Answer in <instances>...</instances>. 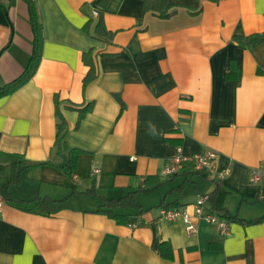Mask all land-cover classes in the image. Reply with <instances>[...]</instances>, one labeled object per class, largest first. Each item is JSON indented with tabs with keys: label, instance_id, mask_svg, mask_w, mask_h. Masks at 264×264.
<instances>
[{
	"label": "crops",
	"instance_id": "obj_1",
	"mask_svg": "<svg viewBox=\"0 0 264 264\" xmlns=\"http://www.w3.org/2000/svg\"><path fill=\"white\" fill-rule=\"evenodd\" d=\"M34 3L44 30L37 68L0 95V151L28 163L10 188L17 201L0 208V264H264V177L249 180L264 167V43L234 39L264 32V0H161L145 13L142 0ZM100 17L114 33L109 41L91 34ZM33 41L27 1L0 0V90L23 75ZM91 50L97 76L83 86ZM232 62L239 78L228 76ZM74 148L82 152L69 173L60 165ZM210 151L217 170L229 171L224 178L197 172L192 161L164 174L176 155ZM155 181L152 191L137 190ZM218 183L226 193L208 207L224 210L229 235L204 219L190 231L182 218L161 217L164 205L193 215ZM135 191L137 207L116 211L138 224L98 211Z\"/></svg>",
	"mask_w": 264,
	"mask_h": 264
},
{
	"label": "trees",
	"instance_id": "obj_2",
	"mask_svg": "<svg viewBox=\"0 0 264 264\" xmlns=\"http://www.w3.org/2000/svg\"><path fill=\"white\" fill-rule=\"evenodd\" d=\"M29 6V13H30V19L33 26V32H34V41H33V52L31 55L30 64L23 73V75L17 79L16 81L12 82L5 88H1L0 95L6 94L8 92H11L13 89L17 88L18 86L22 85L24 82L29 80L36 68L37 64L41 55L43 41H44V30L42 22L39 21V17L37 15V9L36 5L34 3V0H26ZM143 1V13L154 10L157 12L159 8H161V0H142ZM213 2H219L220 0H209ZM202 11V5L195 9L196 14L198 12ZM160 16L168 17L171 14L166 12H161ZM90 28V24L88 26ZM91 34L96 39H102L105 41H109L113 38V32L109 31L106 28V25L102 18L100 17L97 21L94 30L91 31ZM234 39L237 41V43L241 47H256L258 45H261L264 43V32L262 33H254L251 35H242V36H235ZM92 50L88 53H84L83 59L86 63V65L89 67V70L84 78V85H88L91 81H93L97 76V67L95 64L94 59H92ZM235 64L232 62L230 69L228 71V76L233 78H239L241 76L240 71L237 72L235 68ZM117 98L122 103V106H124V103L121 100V97L117 96ZM56 98L55 100L58 102ZM93 108V102L88 104L86 107H83V109H79V120L82 121L85 116L91 112ZM59 123H58V137L61 141L64 139L66 131H67V122L65 118L62 115H59ZM82 151L80 149H70L69 150V157L65 160L64 163H62L60 166L62 168H65L67 172H74L77 169L78 165V158ZM28 166L27 160L25 159V156L19 153H7L0 151V194L5 199V201H17V199L12 195V192L10 190L11 186L15 183H18L21 178L24 169ZM197 172L209 176V174L205 171L197 170ZM174 175V174H173ZM156 183L153 185H143L138 191H152L156 187L159 186V181H155ZM135 192H132L126 196L120 197V198H113V199H107L102 202L101 208L98 210L99 212H103L108 214L110 217L116 219L119 223L124 224H133V223H139V218H137V215L134 214H123L118 213L116 210L120 207H126V206H134L137 207L135 203ZM226 192L221 188V183H218L217 188L214 192L210 193V199L209 203L213 201L215 198H219L222 194H225ZM45 199H37L35 207H43L44 202H42ZM170 208L168 206H162V208ZM209 209L215 213H217L220 217L226 219L227 215L224 212V210H218L213 209L209 207ZM28 210H32L28 208ZM232 216V215H231ZM228 218V217H227ZM229 218H231L229 216ZM233 218V217H232ZM237 219V218H236ZM228 220V219H226ZM238 220H241L238 218ZM229 221V220H228ZM137 223V224H138Z\"/></svg>",
	"mask_w": 264,
	"mask_h": 264
},
{
	"label": "built area",
	"instance_id": "obj_3",
	"mask_svg": "<svg viewBox=\"0 0 264 264\" xmlns=\"http://www.w3.org/2000/svg\"><path fill=\"white\" fill-rule=\"evenodd\" d=\"M95 16L99 15L98 11L94 12ZM217 158L216 151H210L207 153H198L193 157H188L183 154H178L173 157L166 165L164 169V174L166 175H173L179 172L185 163L192 161L194 162V166L196 170L205 171L211 175H218L220 178H224L228 175L229 171H218L216 167L215 160ZM100 170L96 168L92 175H95ZM264 177V167L258 166L254 167L250 174V182L257 183L262 180ZM210 196L209 195H201L197 202L195 203V211L193 215L188 212L186 208H161L160 214L161 217L168 220V221H175L177 219L182 218L187 224L188 229L190 231H194V218L196 219H204L209 223L216 224L219 226V231L221 235H229L230 234V222L222 217H220L217 213L211 211L208 207ZM4 204V199L0 198V208ZM133 225V224H132Z\"/></svg>",
	"mask_w": 264,
	"mask_h": 264
},
{
	"label": "rangeland",
	"instance_id": "obj_4",
	"mask_svg": "<svg viewBox=\"0 0 264 264\" xmlns=\"http://www.w3.org/2000/svg\"><path fill=\"white\" fill-rule=\"evenodd\" d=\"M70 187H72V188H75L76 187V184L75 183H70ZM44 188H48V187H43V190H44ZM54 188H56V187H54ZM57 191H61V192H63L62 191V188H60V187H58V189H56ZM55 190V191H56ZM140 196H143V198H147V197H144V195H140ZM161 196V194H156L153 198L154 199H157V198H159ZM93 200V199H92ZM153 201V199H150L148 202H144V200H142V197H138V203H145L146 205H150V203H153L152 202ZM157 202L159 201V200H156ZM91 202L92 201H86V200H84L83 201V203H84V205L85 204H87V205H91ZM261 203H264V200L263 201H260ZM155 203V202H154Z\"/></svg>",
	"mask_w": 264,
	"mask_h": 264
}]
</instances>
